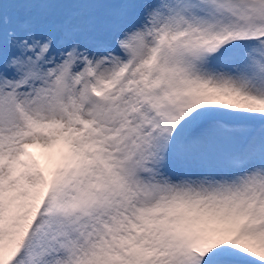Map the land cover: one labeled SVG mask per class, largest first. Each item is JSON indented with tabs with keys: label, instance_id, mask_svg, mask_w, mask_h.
Masks as SVG:
<instances>
[{
	"label": "snow or ice",
	"instance_id": "snow-or-ice-1",
	"mask_svg": "<svg viewBox=\"0 0 264 264\" xmlns=\"http://www.w3.org/2000/svg\"><path fill=\"white\" fill-rule=\"evenodd\" d=\"M0 264H264V0H0Z\"/></svg>",
	"mask_w": 264,
	"mask_h": 264
}]
</instances>
